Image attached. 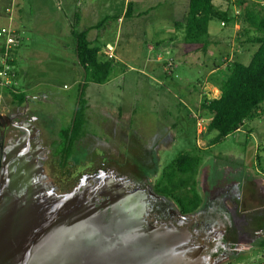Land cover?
I'll return each instance as SVG.
<instances>
[{
    "label": "rangeland",
    "instance_id": "1",
    "mask_svg": "<svg viewBox=\"0 0 264 264\" xmlns=\"http://www.w3.org/2000/svg\"><path fill=\"white\" fill-rule=\"evenodd\" d=\"M52 1L0 0V5H4L2 10L0 6V14L5 13L0 16V28H24L18 77L12 86L35 96L36 106L27 112L35 116V120L29 121L30 130L35 134L33 141L42 147L41 156L52 144L45 124L53 123L57 130L69 124L83 75L71 50L74 44L71 30L62 23L67 7L64 5L61 10L54 5L58 4L56 0ZM138 1L139 11L149 8L145 14L121 22L114 18L111 24L89 33L105 52L107 42L113 44L118 59L104 84L90 83L86 90L90 99L88 135L72 158L77 164L72 174L62 176L54 169L51 156L45 165V173L49 175L45 181L57 183L60 189L56 191L63 194L74 190H69V183L85 181V174L103 167L114 182L147 192L146 185L154 186L155 190L166 167L181 153L198 154L202 157L197 175V189L202 197L199 209L189 215L188 223L165 222L179 211L176 203L157 193L153 197L143 196L147 207L145 224L157 226V234L171 238L165 244L177 249L174 264H261L262 250L257 244L261 230L253 231L251 238L246 233L237 236L240 227L224 219L220 198L216 203L211 201L216 187L245 180L247 174L249 179L264 177V117L246 121L238 131L212 144L210 141L217 132L209 130V118L200 108L205 96L219 95L220 79L226 75L222 60L236 59L247 64L257 49V45L241 46L238 41L246 38L242 35L243 11L235 0H213L217 7L232 14L237 24L224 25L220 18L213 19L209 24L210 43L204 51L198 45L186 44L182 30L173 33L162 30L168 18H183L188 0ZM251 1L247 0V5ZM254 1L264 11V0ZM108 2L102 3V10L93 15L95 20L106 13H122L126 8L124 0ZM2 42L4 38L0 37V46ZM52 54L72 61L66 63ZM101 55L104 59L109 57ZM93 90L102 93L92 94ZM1 93L0 170L6 148L19 146L22 141L19 135L23 132L11 123L16 104L4 89ZM236 168L239 172L234 173ZM237 185L246 188L248 195L243 181ZM259 200L264 202V194H260ZM247 202L245 220L251 224L248 228L263 225L264 231V206L257 207L255 198ZM156 218L163 222L155 223Z\"/></svg>",
    "mask_w": 264,
    "mask_h": 264
},
{
    "label": "water",
    "instance_id": "2",
    "mask_svg": "<svg viewBox=\"0 0 264 264\" xmlns=\"http://www.w3.org/2000/svg\"><path fill=\"white\" fill-rule=\"evenodd\" d=\"M33 139L3 157L0 264H174L171 238L145 224L143 196L152 190L128 189L102 170L96 184L85 176L60 194L43 180L42 147Z\"/></svg>",
    "mask_w": 264,
    "mask_h": 264
},
{
    "label": "trees",
    "instance_id": "3",
    "mask_svg": "<svg viewBox=\"0 0 264 264\" xmlns=\"http://www.w3.org/2000/svg\"><path fill=\"white\" fill-rule=\"evenodd\" d=\"M235 2L243 11L242 23L245 27L242 35L246 37L244 40L238 37V41L241 46L244 43L257 45V49L247 64L236 59H223L221 66L225 65L226 75L220 79L219 95L205 96L200 104V108L209 118V130L217 132L210 141L212 144L238 131L246 121L264 117V11L261 9L263 6L258 2L256 4L254 0L248 5L247 0ZM136 5V2L130 1L125 15L132 16ZM256 5L261 8L258 9ZM216 18H220L224 25L231 22L237 24L236 18L227 10L217 7L213 0H188L186 14L182 19L176 20L174 26L176 30L183 31V40L186 44L198 45L206 51L210 43L209 24ZM110 19V16L105 17L92 29L101 28ZM79 21L78 10L72 20L71 32L75 40L76 58L83 75L78 87L73 116L69 124L60 130H57L53 123L45 124L49 135L52 136L54 167L64 177L72 174V169L77 165L72 158L80 142L88 135L90 105L86 90L90 83L104 84L116 64L113 58H102L101 47L96 44L97 41L89 38L90 29L81 30ZM17 48L18 46L10 54L13 58L11 63L15 67ZM0 51H4V46ZM7 88L17 105L24 104L27 93L12 85ZM201 161L202 157L198 154L181 153L166 167L158 185L155 186V193L173 200L183 215L196 212L202 204V197L197 189ZM257 244L260 248L264 247V235Z\"/></svg>",
    "mask_w": 264,
    "mask_h": 264
},
{
    "label": "crops",
    "instance_id": "4",
    "mask_svg": "<svg viewBox=\"0 0 264 264\" xmlns=\"http://www.w3.org/2000/svg\"><path fill=\"white\" fill-rule=\"evenodd\" d=\"M34 1V0H33ZM40 1V0H39ZM47 0H45V2H46ZM52 1V0H51ZM130 1H134V2H136L137 3V5H136V7H135V9H134V11H133V15L132 16H126L125 15V13H126V11H127V5H128V3L130 2ZM176 1V0H175ZM53 2V1H52ZM56 2L58 3V4H55L54 3V5H57V7L59 8V9H61V10H63V6L65 5L66 7H67V13H64L65 14V19L62 21V23L63 24H65V28L67 27V28H69V30H71V24H72V20H70V17L71 16H75V14H76V11H78L79 10V12H80V21H79V27H80V29L81 30H87V29H90V32L92 31V30H96V29H92V27L93 26H95L96 24H98L99 22H101L105 17H107V16H110L111 17V19L108 21V22H106V24L105 25H103V26H101V27H105V26H107V25H109V24H111V20L112 19H114L113 17L114 16H116L117 17V21L118 22H121L123 19H125V18H134V17H136V18H138V17H140L142 14H145L146 13V11H147V9H149V8H145L144 10H141V11H139V7H138V5L140 4L139 3V1L138 0H124V3H126V8H125V10L122 12V13H106L105 15L103 14V15H101L100 16V18L98 19V20H95V18L93 17V15L95 14H97V12H98V10H102V8H103V6H102V3L104 4V5H108L109 4V2H108V0H56ZM75 2H79L78 4L77 3H75ZM163 2V1H162ZM139 3V4H138ZM50 4H51V2H50ZM1 6V10L3 9V7H4V5H0ZM151 7V6H150ZM55 12L57 11V10H54ZM142 12V14H140ZM0 16H5V13H3L2 11H1V14H0ZM167 18H168V16H166ZM10 19H13L12 17H10ZM9 19V20H10ZM66 20V21H65ZM176 20H173V19H170V18H168L167 19V23L166 24H164L165 26L162 28V30H165V31H169V32H174V31H176V28H175V26H174V22H175ZM66 22L68 23V24H66ZM1 27H3V26H1ZM15 29H17V30H19V31H21L22 32V34H24L25 32H24V30H21V29H24V28H20V27H17V28H15ZM98 30H99V28H98ZM89 32V33H90ZM71 34H72V32H71ZM73 36V35H72ZM90 38V37H89ZM91 39V38H90ZM24 39H23V36L21 37V39H20V41H19V43H18V48L16 49V53H15V59H16V61H17V65H16V72H15V78L13 79V81H12V83L15 81V79L18 77V55H19V48H20V46H21V44H22V41H23ZM93 40V39H92ZM95 41V40H94ZM97 41V40H96ZM73 43L74 44H72V47H71V50L73 51V52H75V40H74V37H73ZM158 43H160V42H158ZM3 46V42H2V45L0 46V49H1V47ZM100 46V45H99ZM106 47H107V52H105L104 51V49L102 50V48H101V51H100V53L101 54H105V56L107 55H109V53H114L115 55H114V57H113V59H118V55H117V49H116V47L113 45V44H111V43H109V42H107V44H106ZM152 47V46H151ZM76 55V54H75ZM52 57L53 58H60V56L59 55H53L52 54ZM117 57V58H116ZM105 58H107V57H105ZM60 59H62L64 62H68V63H70L72 60H69L68 58L67 59H65V58H60ZM166 65V64H165ZM80 67V66H79ZM80 69H81V67H80ZM82 71V70H81ZM166 71V70H165ZM167 72V71H166ZM215 72V71H214ZM5 80L2 78V77H0V100H1V96H2V93H1V91H2V89H4L5 90V93H8L9 94V91H8V88H7V86H9V85H12V83L11 84H9V85H7V84H5V82H4ZM209 83H208V81H207V86H209L208 85ZM23 92H25V93H27V91L24 89V90H22ZM95 92L96 93H102V92H100V90L99 91H95V90H93V92H92V94H95ZM220 93V92H219ZM5 95V94H4ZM10 95V94H9ZM11 97V96H10ZM42 97V96H41ZM36 98H39V97H37L36 96ZM43 98V97H42ZM5 99V98H4ZM33 99H35V96H31V95H28L27 94V97H26V100H25V102H24V104H26V106H27V109H29V108H31V109H33L32 107H34L35 108V106H36V101L35 100H33ZM3 100V99H2ZM11 102H13V103H15L14 101H13V99H12V97H11ZM1 103L2 102H0V105H1ZM16 104V103H15ZM89 105H90V99H89ZM19 107V105H17L16 104V109ZM1 109H0V116H1ZM228 168H233V167H231V166H227ZM227 168V171H229V169ZM233 172L234 173H236V172H239V170H237V168L236 169H233ZM250 178V176H249V174H247V177H246V179L245 180H238V182H240V183H242V181L244 182V186H247V188L249 189L248 190V195H247V193L245 192V190H246V188H243L242 187V185H241V188H238L237 186V183L238 182H236V181H233L234 183H233V185H230L229 187H236L237 188V191H238V193H237V195H236V202L238 203V206H236L235 207V211H232L231 210V212H230V209H225L224 210V215H223V217H224V219L225 220H229V221H232V222H234L232 219H234V218H236V220L235 221H239V225L240 226H243V224H245V223H247L246 222V220H245V218H247L248 216H247V211H248V206H246L245 204H248V199H251V198H255V201H258V203L256 202L255 203V205L258 207V205L260 204L261 206H264V202L263 201H261V200H259L260 199V194H264V177H252L251 179H249ZM263 183V184H262ZM214 193H215V191H214ZM248 196V197H247ZM218 197L220 198V200L222 199V197L220 196V195H217V196H213V198H212V201H211V204L213 203V201L216 203V199H218ZM259 198V199H258ZM218 202V201H217ZM230 203V201L229 200H227V207L229 208V207H232V205H230L229 204ZM262 203V204H261ZM247 225L248 224H246L245 225V229H247ZM243 228V227H242ZM241 228V229H242ZM249 229V228H248ZM252 230L251 231H249L248 233H247V237H249V238H251V234H252V232L254 231L255 233H257V232H259L260 230H261V234H262V236L264 235V231L262 230L263 229V225H261V226H259V227H257L256 229L255 228H251Z\"/></svg>",
    "mask_w": 264,
    "mask_h": 264
},
{
    "label": "flooded vegetation",
    "instance_id": "5",
    "mask_svg": "<svg viewBox=\"0 0 264 264\" xmlns=\"http://www.w3.org/2000/svg\"><path fill=\"white\" fill-rule=\"evenodd\" d=\"M27 106H26V104H22V105H19V107L16 109V111H15V113L11 116V123H12V125L17 129V130H22L23 132L19 135L21 138H22V141H23V143H24V145L31 139V138H34V134H31V130H30V127H32L31 125V123L29 122V121H31V120H35L34 118H35V116H32L29 112H27ZM7 152L5 151L4 152V154H3V156H5V154H6ZM52 156V149L51 148H49L48 149V151L44 154V155H42L41 156V160H42V164H43V171H44V174H45V179H43L44 180V182H47V181H45L47 178H48V176L49 175H47L46 173H45V169H46V167H45V165H46V163L47 162H49L50 161V157ZM54 169H56V168H54ZM104 168L103 167H97L96 169H94L92 172H90V173H87V174H85V176H88L89 178H88V180H89V182H90V184H96V180L95 179H97V176H98V174L103 170ZM80 180H82V179H79V181L78 182H76V184H71V183H69V186H71L70 187V189L69 190H72V189H75V188H77L79 185H80ZM48 185H50V186H53V187H55L56 188V190L57 189H60V187L57 185V183H55V182H53V181H48ZM155 185V184H154ZM231 185V183H227L224 187H216L215 189H214V191H215V193H214V191H213V196L215 197V196H217V195H220L221 197H222V199H221V206H223L224 207V209H230V212H231V210L232 211H235V207L237 206V202H236V195H237V193H238V191H237V188H235V187H229ZM68 186V187H69ZM147 186V190L148 191H150V190H152L154 193H155V190H154V186L153 187H150V186H148V185H146ZM205 190H206V187H205ZM156 194V193H155ZM157 195V194H156ZM213 196H212V198H213ZM227 200H229L230 201V205H232V207H227L226 205H227ZM226 204V205H225ZM178 209H179V207H178ZM153 218V217H152ZM191 219V217L189 216V215H183L182 213H181V211L179 210H176L175 212H174V214H172L171 216H169V218H168V221H165V222H172V223H176V224H181V223H188V221ZM234 222H233V224L236 226V225H238V228L240 227V230H238L237 232H236V234H238L237 236H239V235H241L242 236V234H247L249 231H251L252 229H251V227H249V229H248V225L250 226L251 224L250 223H245V224H243V228L241 229V226L239 225V221H235L236 220V218H234V219H232ZM153 221L155 222V223H158V222H163V220L162 219H153ZM246 224H248L247 225V229H245L244 227H245V225ZM249 230V231H248ZM225 251H223L222 253H224Z\"/></svg>",
    "mask_w": 264,
    "mask_h": 264
},
{
    "label": "built area",
    "instance_id": "6",
    "mask_svg": "<svg viewBox=\"0 0 264 264\" xmlns=\"http://www.w3.org/2000/svg\"><path fill=\"white\" fill-rule=\"evenodd\" d=\"M21 35V31L11 26H3L0 28V37L4 38V51H0V77L5 80L4 82L7 85L12 83L13 77L15 76L16 72V67L11 63V60H13V58L10 57V54L11 51L14 50L18 45ZM109 57L113 58L114 55L112 53H109ZM261 250V264H264V247H262Z\"/></svg>",
    "mask_w": 264,
    "mask_h": 264
}]
</instances>
